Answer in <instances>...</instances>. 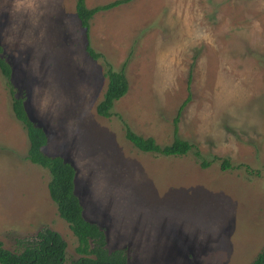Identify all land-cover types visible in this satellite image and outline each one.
I'll list each match as a JSON object with an SVG mask.
<instances>
[{
  "label": "rangeland",
  "instance_id": "rangeland-1",
  "mask_svg": "<svg viewBox=\"0 0 264 264\" xmlns=\"http://www.w3.org/2000/svg\"><path fill=\"white\" fill-rule=\"evenodd\" d=\"M88 41L100 58L84 50L74 0H0L11 83L43 129L44 153L74 168L82 213L105 246L123 248L124 264H248L264 246V0H129L94 14ZM106 63L128 83L108 118L94 112ZM4 86L0 73V241L16 250L47 226L67 262L75 237L47 170L25 161ZM116 116L161 147L176 136L195 148L140 152Z\"/></svg>",
  "mask_w": 264,
  "mask_h": 264
},
{
  "label": "trees",
  "instance_id": "trees-1",
  "mask_svg": "<svg viewBox=\"0 0 264 264\" xmlns=\"http://www.w3.org/2000/svg\"><path fill=\"white\" fill-rule=\"evenodd\" d=\"M129 0H112L105 4L87 8L84 0H74V13L85 37L84 50L91 59L101 57L95 52L88 41L89 21L99 11L111 9ZM0 73L9 101V112L13 120L17 121L27 139L25 161L35 164L49 174L46 181V189L53 201L58 215L66 221L70 231L75 237L73 246L74 256L65 262L66 242L56 230L50 227H42L27 243H21L16 250H10L0 241V264H124L125 253L123 248L108 249L105 246L103 229L96 222L89 220L82 213V204L74 191V168L58 155H47L43 151L47 139L43 129L34 120H31L24 110L22 93L16 94L14 84L11 83V67L2 53L0 46ZM103 75L106 78L105 89L99 100L94 105L96 115L108 118L112 115L111 107L114 101L122 97L128 88L126 76L120 68L113 70L109 64H105ZM189 101V93L181 102L172 120L176 122L180 110ZM122 127L123 137L138 151L144 153H156L164 157H183L191 149L195 148L188 141H182L176 136L167 146H159L152 137H141L134 134L118 116ZM36 123V124H35ZM174 127V126H173ZM175 129L173 128V133ZM195 156L199 153L195 150ZM200 165L205 167L207 162L201 160ZM228 167L224 159L221 168ZM65 262V263H64ZM248 264H264V246L257 252Z\"/></svg>",
  "mask_w": 264,
  "mask_h": 264
}]
</instances>
